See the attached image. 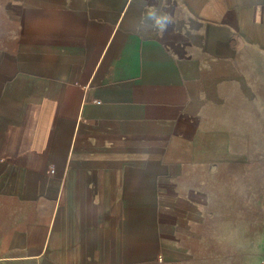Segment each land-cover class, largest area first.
I'll use <instances>...</instances> for the list:
<instances>
[{
  "label": "crops",
  "instance_id": "1",
  "mask_svg": "<svg viewBox=\"0 0 264 264\" xmlns=\"http://www.w3.org/2000/svg\"><path fill=\"white\" fill-rule=\"evenodd\" d=\"M263 245L264 0H0V264Z\"/></svg>",
  "mask_w": 264,
  "mask_h": 264
},
{
  "label": "rangeland",
  "instance_id": "2",
  "mask_svg": "<svg viewBox=\"0 0 264 264\" xmlns=\"http://www.w3.org/2000/svg\"><path fill=\"white\" fill-rule=\"evenodd\" d=\"M261 252L260 253L259 252H255L254 256H261L262 263L264 264V245H263V248L261 249Z\"/></svg>",
  "mask_w": 264,
  "mask_h": 264
},
{
  "label": "built area",
  "instance_id": "3",
  "mask_svg": "<svg viewBox=\"0 0 264 264\" xmlns=\"http://www.w3.org/2000/svg\"><path fill=\"white\" fill-rule=\"evenodd\" d=\"M51 172H53V170H51Z\"/></svg>",
  "mask_w": 264,
  "mask_h": 264
}]
</instances>
